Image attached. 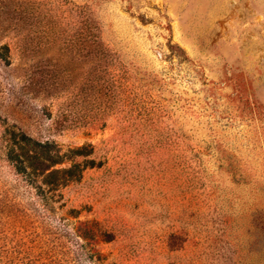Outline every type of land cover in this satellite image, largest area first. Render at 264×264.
<instances>
[{
    "label": "rangeland",
    "instance_id": "1",
    "mask_svg": "<svg viewBox=\"0 0 264 264\" xmlns=\"http://www.w3.org/2000/svg\"><path fill=\"white\" fill-rule=\"evenodd\" d=\"M0 264H264V0H0Z\"/></svg>",
    "mask_w": 264,
    "mask_h": 264
},
{
    "label": "trees",
    "instance_id": "2",
    "mask_svg": "<svg viewBox=\"0 0 264 264\" xmlns=\"http://www.w3.org/2000/svg\"><path fill=\"white\" fill-rule=\"evenodd\" d=\"M3 8H5L4 6H3ZM7 9H9V8H7ZM16 11H18V12H20L19 10H18V8L16 9V8H14V11L12 10H10V11H5L4 13L5 14H11L12 12H15L16 13ZM9 47L7 46L6 47V49H8ZM45 161L49 164V165H51V167H53V166H55V165H57V164H59V160H55V159H53V158H51L50 156H48L46 159H45Z\"/></svg>",
    "mask_w": 264,
    "mask_h": 264
}]
</instances>
